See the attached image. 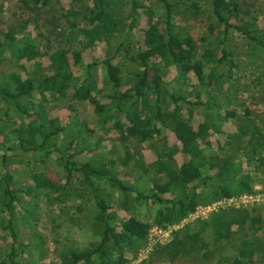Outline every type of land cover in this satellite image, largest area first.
Instances as JSON below:
<instances>
[{
	"label": "trees",
	"instance_id": "16d2710c",
	"mask_svg": "<svg viewBox=\"0 0 264 264\" xmlns=\"http://www.w3.org/2000/svg\"><path fill=\"white\" fill-rule=\"evenodd\" d=\"M20 1L36 15L51 5V0ZM156 1L163 8V18L155 22L153 12L146 11L151 34L144 47L139 45L140 39L134 43L130 40L139 21L141 0H91L83 11L73 6L61 11L54 21L58 24L63 20L62 26L58 32L50 33L59 40V45L48 44L45 65L38 63L30 68L25 65L24 61H33L42 55L34 38L22 32L31 22L27 14L21 17L18 29L8 27L4 31L0 38V127L14 138V143L5 150L13 154L58 153L68 172L64 183L51 174L37 172L32 175V187L17 188L8 170L9 159L6 154L1 156L0 232L10 234L12 247L0 264H17L13 257L14 245L23 247L13 212L19 201L18 193L24 190L41 192L53 203L62 202L65 197L76 201L85 196L95 202L96 213L90 228L96 240L83 249L65 246L60 252L59 264H124V253L146 241L152 223L133 215L121 218L110 212L99 186L101 181L122 190L126 199L119 205L125 209L130 194L157 205L153 222L160 227L181 222L199 204L255 191L257 181L252 174L255 171L244 168L240 159L246 152L248 157L261 158L260 164L264 163V125L252 118L249 110L242 114L227 110L226 116H222L219 96L223 97L221 91L225 87L231 89L237 80L234 72L238 67V51L231 47L235 33L249 42L255 41L264 54V11L258 0H208L220 28L207 41L208 48L198 55L195 39L175 29L174 17L183 0ZM191 7L196 10L198 5L193 2ZM216 29L214 25L209 27L210 32ZM18 33L23 35L17 37ZM46 40L51 43L49 36ZM77 41L87 46L105 43L104 57L92 56L84 61L81 50L71 48ZM131 48L135 49L133 54L128 51ZM123 49L125 54L120 55V60L130 56L134 62V68L127 73L113 62V57ZM5 63L15 64L17 70L7 72ZM74 66L81 67L80 75ZM170 67L176 68L177 80L182 79L181 91H172L163 80ZM192 72L201 78L202 92L220 91L217 99L213 96L209 97L214 101L193 99L182 93ZM69 94L73 100H86L93 105L96 124L90 126L77 115L68 123L50 115ZM184 106L188 107L187 113ZM193 107L207 110L206 119L197 127L192 124ZM226 118L236 122L235 131L226 134V147L220 153L204 156L201 141L205 142L211 129ZM119 119H123L120 139L125 144L135 143V147L126 144L122 157L108 156L106 151L99 153L100 148L92 146L106 141L108 125ZM162 128L169 129L181 146L164 141ZM61 135L67 140L58 144ZM247 137L250 148L243 147ZM145 146L153 154L149 159ZM179 152L184 154V159L176 166ZM119 167L125 169L117 173ZM72 168L78 171L79 187L71 184ZM131 171H137L143 182H154L153 186L140 188L128 182L123 175ZM194 186L201 187L200 193H196ZM262 207H219L201 219L197 229L192 231L186 226L177 230L170 249L188 257L196 255L209 264H250L256 255L264 258ZM227 248L233 255L223 254Z\"/></svg>",
	"mask_w": 264,
	"mask_h": 264
},
{
	"label": "rangeland",
	"instance_id": "374dc122",
	"mask_svg": "<svg viewBox=\"0 0 264 264\" xmlns=\"http://www.w3.org/2000/svg\"><path fill=\"white\" fill-rule=\"evenodd\" d=\"M193 2L198 5L196 10L191 7ZM90 4L91 0H81L80 3L76 0H51V5L43 8L36 15L23 6L20 0H0V38L8 27L18 29V26L22 22L21 17L27 14L31 22L22 32L28 33L34 38L36 46L42 55L33 59V61H24L25 65L29 68L31 65L38 63L45 65L48 62V44L59 45V40L52 38L50 33L54 30L58 32L63 20L55 24L54 18H58L61 11L67 10L72 6L77 11H83V8H87ZM258 5L264 11V0H258ZM147 10L153 12L152 20L155 22L163 18V8L156 0H141L139 21L130 40L131 43H134L136 39H140L141 42L139 45L143 47L144 42L151 34L149 16L146 14ZM174 19L175 29L179 33L183 36H192L195 39L198 55L208 48L210 44L207 41H211L220 28L208 0H183L182 4L179 5ZM211 25L217 27L214 32H210L209 30ZM21 35L23 34L18 33L17 37ZM47 36L51 38V43L46 40ZM231 47L238 51V67L236 72H234L237 73V80L231 89L225 87L221 91L223 97L219 96L220 91L213 93L211 91L209 93L202 92L200 90L201 87H199L201 78L193 72L190 73V79L183 86L184 92L182 93H186L188 97L193 99L211 98L210 100L212 101L214 99L209 96H213L216 99L219 96V102L221 103L220 113L222 116H226L227 110H233L241 114L249 110L251 117L259 119L258 123L264 125V54L260 51L255 41L249 42L245 38L240 37L239 33H235L231 37ZM71 48L81 50L84 61H88L92 56L103 58L106 44L99 42L93 46H87L84 42L77 41L71 44ZM109 49L113 51L114 48L110 47ZM134 50V48L128 49L130 54H133ZM124 54L125 50L123 49L113 57V62L120 64L124 73H127V70L134 68V62L130 56L126 60L121 61L120 55ZM70 56L73 63L72 55ZM5 66L4 68L7 72L17 70V67L13 63H5ZM73 68L78 75L81 74L82 70L80 66H74ZM205 69L207 72L208 67ZM177 76L175 67L166 69L163 75V80L172 91H181L179 85L182 79L178 81ZM24 77H26V74ZM98 84L99 87H102V80H99ZM36 96L38 97L37 93ZM183 109L185 113L188 112L187 106H184ZM193 112L192 124L194 127H197L206 119L207 110L202 107H193ZM50 115L57 116L65 123H68L74 115H77L79 120L85 121L90 126L96 124V114L94 113L93 105L86 100H73L70 94L61 99V107L53 108ZM121 122H123V119L112 121V124L108 125L109 132L107 140L99 146L94 145L92 147L94 149L99 147V153L102 154L106 151L105 154L112 157H122L127 149V145L130 147L133 145L135 147V143L127 141L126 145L120 139V133L122 131ZM235 129L236 122L232 118L220 120L211 129L206 141H201L203 155L210 157L212 154L222 152L226 147V134L235 131ZM5 132L6 130L4 131L0 127V158L3 154L7 155L6 157L9 159L8 170L14 176L15 186L17 188L32 187V175L37 172L51 174L64 183L68 166L59 160L58 153H51L49 155L29 153L13 154L12 151L5 149L14 143V138ZM161 135L168 144L181 146L180 142L169 129L162 128ZM62 140L61 135L58 144ZM66 140L64 139L63 141ZM249 141L248 137L244 138L243 147L250 148ZM144 152L148 159L153 155L146 146ZM84 157L81 158L83 159ZM183 159L184 154L179 152L176 155V166ZM260 159L248 157L246 152L241 154L240 160L244 168L255 171L252 174L254 175L255 181H257L254 186L255 191L251 193L253 197L243 198L241 201L248 200L246 203L249 208L254 205L263 206V210L260 213L264 215V163L260 164ZM1 168L2 166L0 164ZM122 169L124 170L125 168L119 167L117 173H121L123 171ZM71 170L73 176L71 184L79 187L78 177H76L78 176V171L76 168H72ZM123 177L128 182L140 188L149 187L154 183L152 181H141L143 179L137 171H131V173H127ZM99 186L110 205V212L121 218L133 215L143 221L152 223L146 241L138 246V248H133V250L124 253V264H209L208 262L197 259L196 255L188 257L181 253H176L170 249L169 245L172 243L177 230H183L186 226L192 231L197 229L199 221L214 211H207V207L199 208V206L205 207L210 203L199 204L197 212L194 211L179 223L167 227H160L153 222L158 209L157 205L148 204L143 199L135 198L130 194L128 196L129 200L126 203L127 209H125L119 205V202L126 199V196L120 188L104 181H101ZM194 190L196 193H200L202 189L199 186H194ZM37 193L26 190L18 193L19 201L13 213L15 215V225L19 242L23 247L20 249L19 245H14L16 254L13 257L17 264H59L61 261L60 252L65 246L83 249L92 241L96 240L90 228L96 213L95 202L92 198L88 196L78 197L76 201H72L65 197L62 202L58 200L53 203L49 202L41 192ZM3 216H6V214ZM262 225L264 228V222ZM11 242L12 238L9 233H5L4 231L0 232V260L6 258L7 254H9L12 247ZM222 252L223 254L229 253L231 255L234 253L228 248ZM250 264H264V258L261 255H256Z\"/></svg>",
	"mask_w": 264,
	"mask_h": 264
},
{
	"label": "built area",
	"instance_id": "2783aa9c",
	"mask_svg": "<svg viewBox=\"0 0 264 264\" xmlns=\"http://www.w3.org/2000/svg\"><path fill=\"white\" fill-rule=\"evenodd\" d=\"M252 194H242L239 196H233L230 198H224L221 200H217V201H213L212 203L208 204L205 207H201L199 206V208H206L207 207V211H212V210H217L219 209V207H224V206H248L247 205V201H241L243 198H252ZM250 200V199H249ZM198 211V206L196 207L195 212Z\"/></svg>",
	"mask_w": 264,
	"mask_h": 264
}]
</instances>
